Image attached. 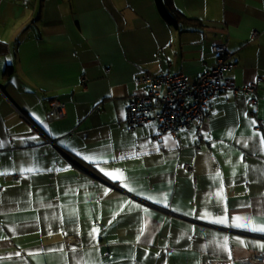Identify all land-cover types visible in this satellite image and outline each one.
<instances>
[{
	"label": "crops",
	"instance_id": "crops-1",
	"mask_svg": "<svg viewBox=\"0 0 264 264\" xmlns=\"http://www.w3.org/2000/svg\"><path fill=\"white\" fill-rule=\"evenodd\" d=\"M173 2L179 26L155 0H0V264H264V233L231 226L264 217V0ZM218 41L237 85L258 80V105L221 92L202 140L196 127L131 129L134 78L193 80L216 65ZM225 208L229 224L215 223Z\"/></svg>",
	"mask_w": 264,
	"mask_h": 264
},
{
	"label": "built area",
	"instance_id": "built-area-1",
	"mask_svg": "<svg viewBox=\"0 0 264 264\" xmlns=\"http://www.w3.org/2000/svg\"><path fill=\"white\" fill-rule=\"evenodd\" d=\"M212 50L217 55L216 65L202 71L193 80L184 73L146 72L136 76L135 83L144 89L129 96L126 114L130 128L155 123L156 138L160 139L165 134L178 138L180 132H190L196 127L197 136L202 140V125L210 116L209 103L221 92L231 90L235 94H246L250 96L251 105L257 106L260 100L258 80L244 86L237 85L229 75L235 64L228 46L218 41ZM82 80L85 82L86 78ZM53 106L58 108L52 113L57 118L63 104L53 102ZM263 124L264 121L257 118L256 128L260 129ZM197 148L200 150L201 146ZM72 237H67L70 243H74Z\"/></svg>",
	"mask_w": 264,
	"mask_h": 264
},
{
	"label": "snow or ice",
	"instance_id": "snow-or-ice-1",
	"mask_svg": "<svg viewBox=\"0 0 264 264\" xmlns=\"http://www.w3.org/2000/svg\"><path fill=\"white\" fill-rule=\"evenodd\" d=\"M252 124H256L255 120L251 121ZM254 135H257L260 137V142L262 144H264V136H260L259 133H256ZM120 159H124V156L119 157ZM83 159H85L86 161L89 162H93L95 163V158L91 157V156H84ZM243 159V157L241 156V160ZM97 167H99L97 165ZM22 172L27 171V172H32L34 171V169L32 168H28V169H21ZM99 171L101 173H103L104 175H106L108 178H110L112 181L119 183L120 181H122L124 179V174L121 170L116 169V170H112V171H106L104 168L100 167ZM217 176H219V173H217ZM123 187L128 188V184H124ZM222 192V189H221ZM221 193H218V195H220ZM148 199H152L151 196L148 197ZM162 203H167L166 200L163 201H159ZM123 211V209H122ZM146 211V210H145ZM224 213L223 215L220 216H216L214 218V222L218 223V224H222V225H228L229 224V217L227 215V209H224ZM208 213L205 212L204 214L200 215V219H205L207 218ZM109 223H111V221H109ZM231 226L237 227V228H242V229H248L250 231L253 232H261L264 233V217H260L259 220H256V218L252 217V216H233L232 220H231ZM100 232L99 228L94 227L92 229L91 232L88 233V235L90 237H92V239L96 240L98 243V233ZM66 235V233H64ZM143 234V233H142ZM238 243L243 244L245 246H247V242L241 240L239 237H235L234 238ZM229 237L225 236L223 237L222 241L218 242V248L221 251L227 252L228 253V257L229 260H231V249L229 247ZM95 247V245L93 246ZM260 248L264 249V244H260L259 245ZM62 251V249H61ZM73 251H75V249H73ZM79 264V262H78Z\"/></svg>",
	"mask_w": 264,
	"mask_h": 264
},
{
	"label": "trees",
	"instance_id": "trees-1",
	"mask_svg": "<svg viewBox=\"0 0 264 264\" xmlns=\"http://www.w3.org/2000/svg\"><path fill=\"white\" fill-rule=\"evenodd\" d=\"M155 2L161 17L167 23L179 26L180 23L186 21L184 16L175 7L173 0H155Z\"/></svg>",
	"mask_w": 264,
	"mask_h": 264
}]
</instances>
